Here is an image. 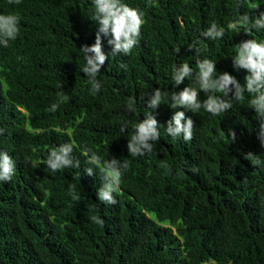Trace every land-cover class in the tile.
<instances>
[{
    "label": "trees",
    "instance_id": "trees-1",
    "mask_svg": "<svg viewBox=\"0 0 264 264\" xmlns=\"http://www.w3.org/2000/svg\"><path fill=\"white\" fill-rule=\"evenodd\" d=\"M124 2L145 14L139 43L128 55L109 54L93 94L79 48L95 40L92 0H0V13L20 16L17 38L0 45V151L16 162L12 179L0 182V264H264V145L248 94L218 116L187 111L195 125L190 141L171 137L165 125L176 111L172 92L196 87L195 75L173 87L176 65L187 62L195 73L196 61L209 58L218 72L244 82L247 73L234 69L232 58L251 37L230 26L254 15L250 0ZM213 21L225 35L207 41L202 33ZM252 38L264 40V29ZM196 41L204 46L199 54L189 50ZM156 87L167 93L154 110L160 139L151 153L133 157L127 140L147 111L143 98ZM61 93L69 100L49 111ZM63 143L74 145L81 166L53 172L44 161ZM87 148L103 160L129 161L115 205L97 199L99 171L84 172Z\"/></svg>",
    "mask_w": 264,
    "mask_h": 264
},
{
    "label": "clouds",
    "instance_id": "clouds-1",
    "mask_svg": "<svg viewBox=\"0 0 264 264\" xmlns=\"http://www.w3.org/2000/svg\"><path fill=\"white\" fill-rule=\"evenodd\" d=\"M9 4H19L21 0H8ZM94 12L91 19L97 23L98 28L95 40L92 44H82L79 48L83 53L85 65L81 69L87 76L91 85L90 91L95 94L101 89V81L98 74L109 58V54L115 57L118 54L128 55L138 45L141 30L145 24L144 12L138 8L129 6L124 0H92ZM249 7L254 15L244 13L234 20L231 30L235 33L241 29L251 38L244 39L237 44L236 54L232 58L233 68L246 71L244 82L240 83L235 76L227 71L218 72L216 60L209 58L198 59L196 61V71L189 63L183 62L176 65L172 70V85L179 86L184 80L195 75L196 87L187 85L180 91H173L171 94V108L176 109L170 119L165 123L167 134L173 138L182 137L184 141L193 138L194 121L186 116L187 111L193 113L203 108L211 115L218 116L230 110L234 101H243L248 94L249 106L254 109L260 122V132L258 138L261 145H264V40L252 38L253 30L264 29V11H259V0H250ZM20 33V16L16 12L0 13V45L7 47L10 41L17 38ZM225 35V28L213 21L202 36L207 41L222 39ZM103 37H107V43L111 46V51L105 53L103 48ZM204 46L200 41L190 45L189 50L194 49L199 54ZM122 67H126L122 65ZM206 94V98L201 101L200 92ZM219 93V94H218ZM167 95L161 88L156 87L147 93L143 98L147 111L133 125V133L127 140L128 153L133 156H143L151 153L154 143L160 139V123L154 115V110L163 102ZM69 96L61 93L57 103L51 105L49 111H56L60 103L67 102ZM135 98H129L127 110L135 112ZM183 109V110H181ZM128 126V121L121 125V133ZM5 129L0 128V135ZM231 141L235 142L236 133L231 129L228 132ZM74 145L63 143L53 147L44 163L53 172L66 168H80L79 159L73 156ZM88 155L86 164L90 165L84 172L92 176L99 171L100 186L96 191L97 199L106 205H115L117 200L115 193L120 191V185L124 173L129 168V161L111 157L103 160L91 148L85 150ZM254 156L252 153H248ZM261 161L256 158L255 164ZM162 167L170 169V165L164 163ZM16 171V162L7 151H0V182H8L12 179ZM69 194L73 200L78 201L80 196L75 185L69 187ZM92 221L98 225H103L104 220L99 216H92Z\"/></svg>",
    "mask_w": 264,
    "mask_h": 264
}]
</instances>
